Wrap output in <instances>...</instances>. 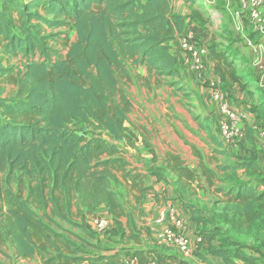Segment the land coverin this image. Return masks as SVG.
I'll return each instance as SVG.
<instances>
[{"label": "trees", "instance_id": "1", "mask_svg": "<svg viewBox=\"0 0 264 264\" xmlns=\"http://www.w3.org/2000/svg\"><path fill=\"white\" fill-rule=\"evenodd\" d=\"M174 3L0 1V255L40 264H190L156 246L93 256L86 250L92 244L63 227L68 224L93 238L88 216L105 210L115 224L110 237L140 243L117 188L125 190L132 209L150 194L163 199L149 182L153 177L157 183L169 182L166 174L153 169L144 174L128 159L137 136L127 126L134 104L123 82L131 83L133 71L145 67L159 81L175 79L168 85L179 89L185 61L180 38L188 18L175 12ZM189 4L190 17L203 21L196 4ZM207 46L220 62L215 46ZM17 59L21 64H12ZM225 78L239 82L229 72ZM9 86L10 95L3 97ZM197 157L198 167H190L181 155L169 152L164 170L183 189L214 188L249 215L264 203V166L256 154L237 155V164L217 166L221 173L243 170L250 176L229 187L218 186L219 172L199 152ZM187 211L193 221H204L195 210ZM198 235L204 242L194 255L203 264H257L259 258L246 244L217 241L213 232ZM9 248L14 259L5 251Z\"/></svg>", "mask_w": 264, "mask_h": 264}, {"label": "rangeland", "instance_id": "2", "mask_svg": "<svg viewBox=\"0 0 264 264\" xmlns=\"http://www.w3.org/2000/svg\"><path fill=\"white\" fill-rule=\"evenodd\" d=\"M189 2L196 4L194 10L202 15L203 21H196L190 17L193 8ZM233 4L240 10L235 12L232 9ZM174 7L176 13L184 14L188 18V30L185 35L192 36L197 44L214 45L216 52L221 56V61L214 59L211 53L210 58L206 60L205 68L198 71L194 68L191 58H187L184 53L185 61L178 76L179 89L168 85L175 79L167 77L159 81L156 77H150L145 67L133 71L131 83L123 82L134 104V111L129 115L127 126L132 128L137 136L136 149H128V159L144 174H148L149 169L164 172L169 182L164 181L162 186L170 189L168 197L158 201L153 194L148 195L144 199L148 215L144 216L142 210L139 211L137 207L131 208L125 197V190L117 188L121 193L122 203L132 213V224L141 238L140 243L110 237L109 231L115 226L110 219L108 229L98 231L97 221L109 218L105 210H100L95 216L94 214L88 216L93 238L68 224H63V227L92 244L86 250L93 256L114 251L145 250L153 248L155 243L148 240L152 237L151 223L157 221L160 212L171 203L170 210L174 209L176 211L174 214H179L184 219V227L180 230L176 228L175 232L180 231L188 237L192 234L194 239L198 234L208 232L217 235V241L230 238L249 246L252 254L259 258L257 264H264V203L255 205L249 215L243 206L226 202L223 197L216 194L214 188L200 189L195 185L183 189L175 176L164 170L163 165L167 153L173 152L181 155L190 167H198L199 152L206 164L217 172H219L217 166L237 164L239 161L237 155L245 158L250 153L256 154L258 162L264 166V51L260 52L257 47L260 42L255 43L253 38L264 32L260 31V28H257L259 31H253L255 22L251 16V7L248 2L245 6L241 0H175ZM261 11L264 18V4ZM249 25L254 33L252 37L242 34ZM202 34L209 38L208 42H204L206 37H202ZM71 36L74 37V34ZM244 40L246 42L251 40L253 47H257V52H253L249 57L238 52L239 42ZM52 47L62 50L56 43H52ZM3 64L7 66L6 62ZM12 64L20 65V59L13 60ZM250 71L257 72V78L249 75ZM225 72L238 77L240 91L251 100L252 107L257 106L256 112L251 111L249 121L244 117L237 121L239 136L232 144L226 142L220 131L219 125L223 119L220 102L215 100L211 93V83L220 82L221 86H224L221 87L223 101L233 98L224 93V89L228 88L227 81H230L225 78ZM258 90H262L263 93H257ZM11 91L12 87L9 86L3 97H8ZM258 95L260 96L257 97ZM218 175L220 180L216 184L224 187L250 179L243 170L237 173L219 172ZM151 180L157 181L156 177L151 178L149 182V185L154 186ZM155 192L158 195L162 194L157 190ZM187 209L191 212L195 210L196 218L204 221H193ZM170 222L172 227L173 220L170 219ZM122 223L129 235L128 220L124 218ZM5 251L14 259L11 248ZM186 260L190 264H203L194 253ZM0 264L40 263L30 260L10 261L0 255Z\"/></svg>", "mask_w": 264, "mask_h": 264}, {"label": "built area", "instance_id": "3", "mask_svg": "<svg viewBox=\"0 0 264 264\" xmlns=\"http://www.w3.org/2000/svg\"><path fill=\"white\" fill-rule=\"evenodd\" d=\"M245 6L248 2L251 7V16L255 22V26L259 27L264 32V18L262 16L261 8L264 4V0H241ZM180 44L184 53L190 56L193 66L196 70L200 71L205 68L206 60L210 57L209 48L207 45H200L194 40L192 36L183 35L180 38ZM211 93L215 100L220 102V108L223 119L220 122L219 128L228 144H232L236 137L239 136V129L237 128V121L240 119V115L233 112L227 101H223V91L220 86V82L211 83ZM171 207V206H170ZM170 207L160 212L159 220L164 221L169 215L171 216L172 227L182 229L184 227V219L174 214V209L170 210ZM110 220L100 219L97 221L96 228L98 231H106L109 227ZM171 226L165 230V236L180 249L183 257L188 258L198 250L200 244L204 242V239L197 235L192 242L191 238L181 233L175 232ZM124 264H136V262L126 261ZM151 264H155L152 262Z\"/></svg>", "mask_w": 264, "mask_h": 264}, {"label": "crops", "instance_id": "4", "mask_svg": "<svg viewBox=\"0 0 264 264\" xmlns=\"http://www.w3.org/2000/svg\"><path fill=\"white\" fill-rule=\"evenodd\" d=\"M228 3H229V1H228ZM232 9H234L235 12L240 10L234 4L232 6ZM182 15H184V14H182ZM184 16H186V15H184ZM257 28H259V27L254 25V30L253 31L254 32L259 31ZM187 30H188V24H187V28L185 30V33H186ZM251 30H252V28L249 25L247 27L246 31H245V29L243 30L242 34L243 35H247V37H250V36L252 37V35L254 33ZM185 33H184V35H185ZM202 37H206L204 42H206V41L208 42L209 41V38L207 36H205V34H202ZM253 38H254V42L255 43L257 41L260 42V45H258L257 47H259L260 52H263L264 51V33L255 35ZM247 42L245 40L239 42L240 46L238 47V52H239V54H243L244 56L249 57V56H251V54L253 52H255V53L257 52V47H255V46L253 47V42L251 40H248ZM210 56H211V54H210ZM248 74L251 75L254 78H257V76H258L257 72H254V71H250ZM220 86H221V84H220ZM227 87H228L227 89H224V93L226 95H228V96L230 95L231 97H233V98H228L226 100L228 102L229 106L231 107L233 112H235L236 114H239L240 117H244L246 119V121H249V118L251 117L250 116V113H251L250 109L252 107L251 100L244 95L243 91L242 92L240 91V88L238 87L237 83H232L230 81H227ZM223 88H224V86H223ZM257 93L260 94L259 90L257 91ZM259 96L260 95H258L257 97H259ZM241 125H242V127L245 126L243 123ZM151 181H152L151 183L154 184L155 190L160 191L162 193L161 197H165L166 198V196L169 194L170 189L163 188L164 187V186H162L163 182L157 183L155 180H151ZM155 182H156V184H155ZM161 188H163V190H160ZM145 201H143L142 204L138 205L137 208L139 209V211L142 210L144 216H147L148 215V211L146 209ZM168 205H166L168 207H164V209L168 210V208L171 206V203H168ZM170 219H171V216L169 215L164 221H160L159 217H158L157 221L156 220L153 221L151 223L152 237H149L148 240H152V241L155 242L153 247L156 246L158 248L167 250L168 252H170L172 254H178L179 256L183 257L180 249L170 240L169 237L165 236V230L168 227H170V224H171ZM175 229L176 228H173V230H175ZM190 238H191V240L193 242L194 236L192 234H191ZM170 249H173L174 251L172 252V251H170ZM183 258H185V257H183ZM185 259H187V258H185ZM214 261L218 263V260L215 259ZM83 264H87V263H83Z\"/></svg>", "mask_w": 264, "mask_h": 264}]
</instances>
